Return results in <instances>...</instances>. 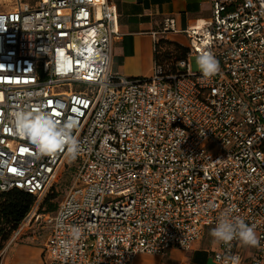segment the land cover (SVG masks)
<instances>
[{
  "label": "built area",
  "instance_id": "2783aa9c",
  "mask_svg": "<svg viewBox=\"0 0 264 264\" xmlns=\"http://www.w3.org/2000/svg\"><path fill=\"white\" fill-rule=\"evenodd\" d=\"M211 6L200 26L164 20L161 34L186 36V56L171 61L174 70L155 62L149 77L111 70L120 32L109 0L19 1L0 11V194L42 197L62 165H75L44 220L45 264H131L141 253L189 250L229 209L254 227L251 264H264V0ZM204 51L220 64L210 78L190 65ZM38 110L74 122V157L40 153L17 134L14 114ZM73 227L80 236L66 249ZM240 245L220 242L214 260L240 264Z\"/></svg>",
  "mask_w": 264,
  "mask_h": 264
},
{
  "label": "crops",
  "instance_id": "0c3cea01",
  "mask_svg": "<svg viewBox=\"0 0 264 264\" xmlns=\"http://www.w3.org/2000/svg\"><path fill=\"white\" fill-rule=\"evenodd\" d=\"M115 8L120 37L114 41L111 70L127 77H149L155 66V41L186 45L183 33L161 34L166 18L174 17L179 30L207 23L211 0H109ZM206 229L189 250L171 248L164 254H138L131 264H221L214 260L220 242ZM47 236L11 237L0 251V264H45ZM240 264H251L255 246L241 243Z\"/></svg>",
  "mask_w": 264,
  "mask_h": 264
},
{
  "label": "clouds",
  "instance_id": "9594fccd",
  "mask_svg": "<svg viewBox=\"0 0 264 264\" xmlns=\"http://www.w3.org/2000/svg\"><path fill=\"white\" fill-rule=\"evenodd\" d=\"M196 63L204 77L210 78L220 70L219 61L208 51L201 52L197 56ZM14 121L17 134L27 138L40 153L54 154L66 150L73 157L77 154L79 146L72 135L75 126L73 121L59 123L50 113L43 110L18 111L14 114ZM230 213L231 209L218 218L210 235L217 242L224 244L238 239L245 246L258 245L259 240L254 227L243 219L233 218ZM70 231L72 233L70 239L61 242L66 249L70 247L73 239H78L80 236L77 227L71 228ZM229 259L230 264H238V257L231 256Z\"/></svg>",
  "mask_w": 264,
  "mask_h": 264
},
{
  "label": "trees",
  "instance_id": "16d2710c",
  "mask_svg": "<svg viewBox=\"0 0 264 264\" xmlns=\"http://www.w3.org/2000/svg\"><path fill=\"white\" fill-rule=\"evenodd\" d=\"M185 56L186 49L184 45L170 42L164 38H159L155 42V62L157 64L165 63L168 65L166 66L168 69L174 70V65L170 64L171 61L183 59ZM72 168L75 170V167ZM48 198L46 196L42 205L40 204V210ZM34 204L35 196L22 190L12 189L0 194V251L10 239L13 231L18 228L19 224L30 213ZM48 210L54 213L57 208L50 207Z\"/></svg>",
  "mask_w": 264,
  "mask_h": 264
},
{
  "label": "rangeland",
  "instance_id": "374dc122",
  "mask_svg": "<svg viewBox=\"0 0 264 264\" xmlns=\"http://www.w3.org/2000/svg\"><path fill=\"white\" fill-rule=\"evenodd\" d=\"M26 2L31 5H34L38 0H0V11L7 10L11 8L16 2ZM212 8V6H211ZM210 19V18H209ZM195 57L190 59V65L191 69L193 71H200L197 63H196ZM75 165L73 162H70L68 165H62L59 171V174L57 178L54 180L48 191L43 195L42 197H35V202H38L42 205L43 201L45 200L46 196H48V200L46 201L43 208L38 207L33 216L32 221L30 224H28L23 231L20 233V238H28V237H34L36 236H47L48 235V228L45 224V218L49 214H52L53 211H49L48 208L55 207L57 208L59 202L64 198L70 184L72 181V175H74V168ZM40 206V205H39ZM14 237V234L12 233L10 238Z\"/></svg>",
  "mask_w": 264,
  "mask_h": 264
}]
</instances>
